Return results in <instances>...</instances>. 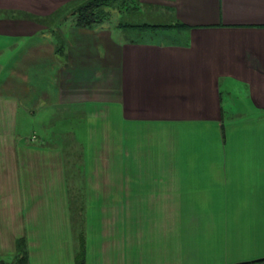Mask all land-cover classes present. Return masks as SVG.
Listing matches in <instances>:
<instances>
[{
	"label": "crops",
	"instance_id": "1",
	"mask_svg": "<svg viewBox=\"0 0 264 264\" xmlns=\"http://www.w3.org/2000/svg\"><path fill=\"white\" fill-rule=\"evenodd\" d=\"M67 1L0 0V264L19 240L74 264L80 236L85 264H141L142 222L163 264H264V0H137L175 43L35 20Z\"/></svg>",
	"mask_w": 264,
	"mask_h": 264
},
{
	"label": "trees",
	"instance_id": "2",
	"mask_svg": "<svg viewBox=\"0 0 264 264\" xmlns=\"http://www.w3.org/2000/svg\"><path fill=\"white\" fill-rule=\"evenodd\" d=\"M137 10H140L137 0H68L47 19L37 18L35 20L41 23L48 21L51 24H55L57 21L65 19V16L68 14L73 18L75 26L89 28L107 22L110 17V11H114L119 14V22L116 27L122 31V33L132 31L139 35L146 34L149 36H158L164 34L165 36H170L175 32L180 33L182 31H189V28L182 24L151 25L148 23L135 24L123 22V19L126 18V16L129 19ZM127 40H130L133 43L142 41L132 39ZM56 51L60 52V47H57ZM9 264H29L24 240L17 241L15 256ZM74 264H85V243L81 236L78 239Z\"/></svg>",
	"mask_w": 264,
	"mask_h": 264
},
{
	"label": "rangeland",
	"instance_id": "3",
	"mask_svg": "<svg viewBox=\"0 0 264 264\" xmlns=\"http://www.w3.org/2000/svg\"><path fill=\"white\" fill-rule=\"evenodd\" d=\"M135 5V4H134ZM147 10H150L149 8H147ZM119 22V19L116 17V12L114 11H110V17L109 20L107 21L108 26L113 27L114 25H117V23ZM123 22L125 23H135V24H141V23H153L152 20H150L149 18H147L145 16L144 13V9L143 10H137L135 11L130 18L128 19V17L126 16V18L123 19ZM117 34V33H116ZM178 34L177 32L173 33L170 36H165V35H139L135 32L132 31H127L125 33H118L116 36L118 37V39L123 38V39H132V40H152L155 39L156 41H160V42H178ZM181 36H183V33H181ZM57 42V40H55ZM223 99L225 101V104H227L229 102V98L227 96V94H224ZM227 112V111H226ZM80 124V123H79ZM58 127V126H57ZM67 128V124H62L61 126H59V128ZM74 130L76 131V140L79 143L77 145L76 148V152H75V157L73 155L70 154L69 156V160L71 161L69 164V171H70V175H71V179H70V184L71 187L75 184H73L74 180H76L77 185L75 186V189L77 190L76 192H82V177H83V168H84V164H82L83 162V157H84V146H83V137H84V130L82 129L81 126L79 125H75ZM58 131V130H54L52 132H50V135H54V133ZM48 133V132H47ZM75 161V162H74ZM72 164L75 165V168L77 169V173L72 169ZM79 172V173H78ZM75 175V177H74ZM76 194L77 196H73V200L71 201L72 205L71 207H73V209L75 208H79L80 203H79V199L82 198L83 200V196L79 194ZM83 203V202H82ZM81 203V204H82ZM82 214V213H81ZM79 221H77L76 224H78ZM149 224V225H148ZM147 225L149 227V229H152V225L151 222L147 221ZM147 227V228H148ZM135 230H142V233L140 232V238L138 237V251L140 253V256L143 255V258L141 260V264H163V261L160 259L161 256H163L164 252L163 249L161 248L162 245H160L159 242V238L156 237H152L150 235L145 234L146 231H144L145 229V225L143 224V222L138 225L135 224L134 227ZM163 229V228H162ZM163 243V237H162V241ZM167 252V250H166ZM0 258L1 255H0ZM6 259V258H4ZM12 260L8 261L7 263H11Z\"/></svg>",
	"mask_w": 264,
	"mask_h": 264
}]
</instances>
